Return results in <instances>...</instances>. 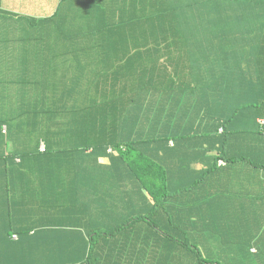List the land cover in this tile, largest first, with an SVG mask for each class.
Masks as SVG:
<instances>
[{"label":"trees","instance_id":"obj_1","mask_svg":"<svg viewBox=\"0 0 264 264\" xmlns=\"http://www.w3.org/2000/svg\"><path fill=\"white\" fill-rule=\"evenodd\" d=\"M223 1L228 0L59 2L56 25L60 28L67 29L64 13L68 17L96 15L112 30L107 40L102 27V43L98 46L101 47L98 51L100 59L97 52H84L86 59L79 54L78 58L85 62L93 55L99 60L95 63L90 61L92 67L88 69L85 63L83 69L86 71L80 77L75 75L70 86L64 89L57 82L24 93L22 88L5 86L12 84V79L0 81V235L4 240L0 243V264H35V256H42L39 261L42 264H48V258L53 264H225L220 255V236L214 239L207 219L195 223L197 218L190 210V197L199 193L197 200L203 203L211 197V192L219 194L222 191V187L211 185L205 179L212 171H215L214 176L218 175L216 165L220 158L225 159L230 168L244 162L263 172L264 163L251 157L252 145L246 146L247 151L236 154L224 151V147L214 145L211 148L207 127L196 130L192 124L205 115L216 114L219 109L215 110L211 101L204 104L206 96L189 101L191 81L188 75L181 82L174 78L176 72L169 73L172 80L161 78L167 69L183 66L185 61L190 63L188 57L191 52L202 50V46L196 44L213 27V20L202 16H210V13L219 16L215 12L218 11L216 5ZM238 1L252 5L255 0ZM197 5L202 7V16L194 10ZM120 11L123 12L122 19ZM128 16L134 17L133 21H124ZM159 24L161 26H154ZM197 26L206 32H201ZM165 30L166 33H162ZM163 52L170 55L168 60L159 57ZM198 68L193 65L194 75L199 74ZM134 76L144 78L139 81ZM233 83L239 84L237 81ZM14 97L15 102L10 101ZM4 100L7 105H13L15 110L10 111L19 118L18 126L17 122H12L11 113L2 111ZM32 100L33 104H29ZM42 105L45 109L38 107ZM219 106L223 108L220 103ZM45 110L49 118L40 116ZM172 114L177 119H172ZM36 116L41 120L48 119L52 124L54 122L57 129L61 125H71L72 119L80 117L83 120L78 128L72 130L74 132L62 137L66 141L59 142L57 149L39 150L37 141V149L31 150L27 140L24 150H20L12 141L10 132L16 129L22 133L30 132L22 129L24 124L20 118ZM176 121L181 127L186 126L185 137L189 147L176 155L184 159L188 167H185V172L171 176L170 163L174 161L170 160L176 151L170 147L169 141L174 142L179 137ZM4 126H7V132L3 131ZM261 127L254 146L255 149L259 146L264 152V126ZM220 129V141L224 145L229 138V130L233 128L224 124ZM163 147L165 149L159 151ZM207 148L220 155L212 157L211 165L203 173L193 165L190 168L191 163L197 165L203 160L202 156L208 154ZM66 151H70V159H74L75 164L72 168H63L60 164L55 168L54 195L70 193L74 198L82 196L74 200L65 196L54 201L53 208L59 212L56 226L70 225L77 231L71 232L73 235L66 243L63 242V232L42 233L44 236L40 242L43 244L40 245L47 247L41 250H46L47 255L36 250L40 245L28 249L23 247V237L29 231L15 222L12 209L16 206V214L19 213L17 202L30 194L48 212V184L38 188L32 185L34 173L31 171L27 176L31 180L24 184L21 178L28 173L25 163L31 157L37 160L48 158V154L54 152ZM262 152L254 150L252 154L259 156ZM17 155L21 156L19 160ZM16 170L19 177L15 176ZM118 189L127 190L128 194H119L116 192ZM40 190L45 191L43 197ZM127 204L135 208L131 207L129 212L123 207ZM75 228L69 227L68 230L75 231ZM86 229L91 232L85 234ZM204 230L210 231L205 243H199L201 240L197 235L203 234ZM14 234L18 239H12ZM42 234L36 233L37 236ZM210 239L214 242H207ZM235 253L236 249L232 256Z\"/></svg>","mask_w":264,"mask_h":264},{"label":"crops","instance_id":"obj_2","mask_svg":"<svg viewBox=\"0 0 264 264\" xmlns=\"http://www.w3.org/2000/svg\"><path fill=\"white\" fill-rule=\"evenodd\" d=\"M61 1L0 0V81L9 79L13 81L12 84L5 86L14 89L15 87L22 88L24 93H30V90L48 87V85L58 82L64 89L70 86L71 79L80 77L86 71L83 69L85 63L87 64L86 69H88V67H92L90 61L95 63L100 59L98 51L101 47L98 46L102 42V27L108 40L109 31L112 30L110 25L96 15H89V17L78 15L79 17L75 19L74 15L68 17L62 13L67 26V29L64 30L56 25L58 22L56 14L59 12L58 4ZM216 6L218 11L215 10V12L219 16L216 13H210V16L199 15L213 20V27L208 33L197 26L198 30L206 32V36L196 44L201 45L202 50L194 51V54L191 52L188 57L190 63L185 61L183 66L167 69L161 78L172 80L169 73L176 72L178 75L175 73L174 78L181 82L184 80V76L188 75L191 81L188 93L189 101L200 100L206 96L204 104L211 101L215 110L219 109L216 114L205 115V118L197 119L196 124H192L196 130L207 127L206 134L209 135L211 148L214 145L217 148L224 147V151L229 150L236 154L242 150L247 151L246 146L252 145L251 157L264 163V152L259 146L256 149L254 146L258 130L262 128L260 123L264 120V0H255L252 5H247L244 1L228 0ZM193 17L197 18L198 16ZM92 28H96V30ZM50 36L51 40H49ZM175 49L172 50V53L175 52ZM90 51L97 52L99 59L95 55L93 58L89 57L91 60L86 62L78 58L81 54L86 59L84 52ZM169 56L167 54L165 59ZM193 65L199 67V74L194 75ZM234 81L239 82L238 86L233 83ZM130 83L132 84V80ZM0 87H2L1 84ZM15 100V97L14 99L10 98L12 102ZM6 102L2 101V111L11 113L10 116L16 119L15 113L10 111L15 110L13 105L9 106ZM30 103L33 104V100ZM219 103L221 106L223 105V108H220ZM241 103L245 105L242 107ZM38 107L45 109V105ZM38 116L20 118L24 124L22 129H27L30 132L22 133L17 129L10 132L20 150H24V142L27 143V140L30 141L31 150L37 149V141H39V145L44 142L47 149H57L56 145L65 140L62 137L74 132L72 130L78 128L77 126L83 120L80 117L76 120L72 119L71 125H61L57 129L54 122L52 124L48 119L41 120ZM40 116L46 117L47 111L45 110ZM28 118L32 119L31 124H29ZM171 118L177 119L173 114ZM18 123H16L17 126ZM224 124L233 129L229 130V138L223 145V141H220V133H222L220 127H223ZM176 125L180 132L179 137L174 142L169 141L170 147L176 151L173 153V157L170 156V159L173 158L170 161H174V163H170L171 176L185 172V167H188L186 161L176 155V153L179 155L181 151L189 148L187 146L188 139L185 137L187 136L186 126L181 127L177 121ZM20 127L22 126L20 125ZM235 127L237 129L234 130ZM7 129V126H4L3 131L7 132ZM247 142H249L248 145H246ZM211 148H207L208 154L202 156L203 160L199 161L197 165L191 163L190 168L193 165L203 173L211 165L212 157L220 155L219 152L211 151L214 150ZM162 149L165 148H160L159 151ZM254 150L258 153L262 152V154L254 156L252 154ZM70 151L54 152L48 154V158L41 157L37 160H34L36 157H31L25 163V168L28 169L26 176L30 171L34 173L31 184L37 188L48 184L49 192L48 212L42 208L43 204H39L30 194L17 202L19 213L16 214V206L12 209L14 215L17 216V223L29 231L23 237L25 241L23 247H27V249L43 244L40 241L44 236L42 233L46 231L63 232L65 234L64 243L67 242L70 235H73L71 232L77 231L74 226L70 225L69 227L75 228V231L74 229L68 230V226L61 228L56 226L59 212H55L53 208V202L65 196H69L73 200L80 199L82 196L78 195L74 198L69 195L70 193L54 195L55 168L59 164L63 168L74 167L75 160L70 159ZM20 157L17 155L16 159L19 160ZM216 168L218 175L214 176L215 171H212L207 173L205 179L211 182V185L216 184L222 187V191L219 194L211 192V197L204 200L203 203L197 200L199 193L190 197L191 206L189 207L197 218L195 223L200 219H207L210 229H213L214 239L216 240L217 235L220 236V247H218L221 248L220 255L225 260L222 261L223 263L264 264V172L244 162L230 168L223 158L217 161ZM129 184L131 186L132 182L130 181ZM40 191L43 197L45 191ZM116 192L128 194L127 190L118 189ZM123 203H126V200ZM123 207L132 209L133 206L127 204ZM1 225L5 226L4 221H1ZM212 225L213 227H211ZM204 231L203 234L197 235L200 236L199 243H205L210 230ZM36 233L42 235L37 236ZM12 239L16 240L18 236L16 235ZM3 241V236L0 235V243ZM45 247L47 246L40 245L36 250ZM73 249L76 251L77 247L74 245ZM234 249H236V253L232 256ZM42 252L47 254L46 250ZM43 257L47 258L45 255ZM34 258L35 264H42L39 262L42 256ZM46 261L48 264H53L50 258Z\"/></svg>","mask_w":264,"mask_h":264},{"label":"rangeland","instance_id":"obj_3","mask_svg":"<svg viewBox=\"0 0 264 264\" xmlns=\"http://www.w3.org/2000/svg\"><path fill=\"white\" fill-rule=\"evenodd\" d=\"M194 10L196 11V14H199V15H201V14H202V11H203V10H202V7L198 8V5L195 7ZM121 16H123V12H122V11H120V19H122ZM78 17H79V16L77 15L75 19H77ZM177 17H178V16H177ZM182 17H185V14H183ZM186 17H187V16H186ZM133 18H134V17L128 16L127 19L124 20V21H133ZM128 26H130V24H128ZM154 26H161V25L159 24V25H154ZM162 33H166V30H165L164 32H162ZM101 39H102V38H101ZM101 43H102V42H101ZM166 55H167V53L163 52V53L160 54L159 57H160L162 60H165ZM108 58H109V56H108ZM168 58H169V57H168ZM168 58H167V59H168ZM167 59H166V60H167ZM160 71H162V69H160ZM143 78H144V77H143ZM143 78H141L140 76H139V77L134 76V79H137V80H139V81L142 80ZM75 87H77V84H75ZM18 119H19V118H16V119L13 120L12 118H9V120H13L12 122H17ZM28 119H29V124H31L32 119H31V118H28ZM18 122H19V121H18ZM29 124H28V125H29ZM12 141L15 142L13 139H12ZM24 158H25V156H24ZM27 171H28V169H27ZM27 171H26V172H27ZM26 175H27V173H25L24 178H21V180H22V182H23L24 184H25V182L28 183V182L31 180V178L28 179ZM15 176H16V177H19V174H18V171H17V170H16V175H15ZM134 208H135V207H134ZM126 209L129 210V212L132 211V209H128V208H126ZM15 222L17 223V216H15ZM106 229H107V227H106ZM110 229H111V228H110ZM110 229H108V230H110ZM111 230H112V229H111ZM111 230H110V231H111ZM89 232H91V231H89V230H87V229L85 230V234H87V233H89Z\"/></svg>","mask_w":264,"mask_h":264},{"label":"built area","instance_id":"obj_4","mask_svg":"<svg viewBox=\"0 0 264 264\" xmlns=\"http://www.w3.org/2000/svg\"><path fill=\"white\" fill-rule=\"evenodd\" d=\"M262 125L264 126V120H262ZM46 145H45V143L44 142H42L41 143V145H40V149L42 150V151H45V149H46V147H45ZM16 236V235H15ZM15 236H14V238H15Z\"/></svg>","mask_w":264,"mask_h":264},{"label":"clouds","instance_id":"obj_5","mask_svg":"<svg viewBox=\"0 0 264 264\" xmlns=\"http://www.w3.org/2000/svg\"><path fill=\"white\" fill-rule=\"evenodd\" d=\"M261 125H262V123H261ZM263 126V125H262ZM173 142V141H172ZM46 147V146H45ZM46 150V149H45ZM223 162V161H222ZM224 163V162H223ZM15 236V235H14Z\"/></svg>","mask_w":264,"mask_h":264}]
</instances>
